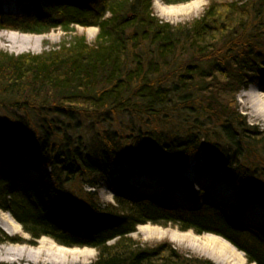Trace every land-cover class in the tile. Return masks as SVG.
Here are the masks:
<instances>
[{"label": "trees", "instance_id": "16d2710c", "mask_svg": "<svg viewBox=\"0 0 264 264\" xmlns=\"http://www.w3.org/2000/svg\"><path fill=\"white\" fill-rule=\"evenodd\" d=\"M17 1L31 10L19 17L0 7V31L98 32L93 43L73 34L35 55L0 50V157L10 165L0 170V211L32 240L95 249L89 264H212L167 244L137 247L128 235L147 223L219 236L247 263L264 264V229L241 220L246 198L238 206L184 208L116 194L114 205L100 209L84 191L98 188L111 164H134V149H141L168 187L185 185L181 173L202 153L199 171L217 180L224 171L245 195L264 199V129L236 100L264 83V0H210L199 18L177 25L154 15L153 0ZM22 155L38 179L18 188L14 168Z\"/></svg>", "mask_w": 264, "mask_h": 264}, {"label": "rangeland", "instance_id": "374dc122", "mask_svg": "<svg viewBox=\"0 0 264 264\" xmlns=\"http://www.w3.org/2000/svg\"><path fill=\"white\" fill-rule=\"evenodd\" d=\"M222 2H229L235 0H215ZM210 0H191L187 3L167 5L162 0H153L152 8L153 13L160 20L168 22L173 25L185 24L199 18ZM0 7L3 12L15 14L19 17H23L28 10H31V4L29 2L20 3L17 0H0ZM74 33L66 34L61 29H52L45 34H41V41L35 42L34 39H30L27 43V51L10 52V44L5 40L9 33L17 35L38 36L34 34H22L18 32L3 30L4 37H0V50L9 54H40L43 51H48L56 48L62 41H69L71 35L79 34L84 35L88 43H93L95 36L98 32L96 27L83 28L81 26H75ZM20 43H26L19 38ZM22 46L19 44H15ZM14 46V47H16ZM15 48V49H17ZM264 87L263 82H256L250 85L247 89L242 90L236 97L239 105V110L242 114L246 115L249 122L257 124L260 129H264V115L259 110L254 96L259 93L264 95L262 89ZM0 118L5 119V115L0 110ZM204 156L202 153H198L192 156L188 162L184 172L180 175L181 180L185 185L183 186H167L162 177L152 169V154L145 150L134 149L135 163L129 164L126 162L113 163L110 165L109 172L104 176L98 185V188L94 189L90 186H84L85 192H91L95 194V198L98 200L99 208H105L108 205H114V196L122 194L123 197L135 200L139 196L145 198L155 197L163 200L170 206H182L185 208H197L204 203L219 204L225 203L228 205L238 206L243 200L244 193L240 188L238 182H229L224 180L226 173L224 171L219 172V178L221 181H217L210 173L204 170H198L197 168L203 167ZM28 156L22 155L18 165L14 168L16 175V184L18 188H22L24 181H35L38 179V170L34 167H23V162L27 161ZM10 165L7 161L0 157V170L9 171ZM176 173V171L174 172ZM189 176V177H187ZM146 177L147 184L143 182ZM66 188V187H65ZM225 196L229 197L226 198ZM250 204L247 211L244 214L243 223L247 227L264 229V199H259L257 193H253L247 197ZM77 215L79 211L76 208L72 209ZM248 213H261L262 218L259 220L248 221ZM10 217L16 224L17 229L7 234L2 229V218ZM212 237H216L213 234H201L197 235L192 231H180L172 226H158L153 224H143L135 227L134 232L128 235V238L136 244L139 248H154L162 244L169 245L171 250L178 252L185 258L192 260H208L212 264H218L214 262L210 256L203 253L198 247L199 242L208 240ZM219 239L225 241L218 236ZM10 239H18L23 243H11ZM42 241V242H41ZM113 241H110L112 243ZM229 246L227 241H225ZM48 244L54 245L61 249H68L76 252L74 256L68 254L62 263H49L47 258H52L51 253L44 252L41 257H14L12 253L6 254L4 250L8 249L13 253L18 250H35L38 247L46 248ZM194 245V246H193ZM243 260L244 264H248L244 255L236 248H233ZM96 250L89 247H64L56 244L48 237H41L37 240H32L21 228L10 214L0 211V262L4 264H89L96 259ZM2 258H8L6 261Z\"/></svg>", "mask_w": 264, "mask_h": 264}, {"label": "bare ground", "instance_id": "6f19581e", "mask_svg": "<svg viewBox=\"0 0 264 264\" xmlns=\"http://www.w3.org/2000/svg\"><path fill=\"white\" fill-rule=\"evenodd\" d=\"M0 37L1 38L4 37V33H1ZM19 38L25 41L26 43H23V42L20 43ZM30 39H34L35 42H39L41 41L42 36L40 35L27 36V35H17V34L9 33L8 36L5 38V40L9 43V45H7L8 47L10 46V44H13L12 47L8 48L10 52L27 51L28 50L27 43ZM15 44H19L22 46H18L19 48H17ZM254 100L259 110L264 115V95H260L258 93L256 97L254 96ZM144 179L145 180L143 182L151 185V182L146 181L147 180L146 177H144ZM225 197L229 198L227 196ZM247 217H248L247 218L248 221L249 220L250 221L259 220L262 218L261 213H248ZM1 221H2L1 227L7 234H11L17 229L15 222L10 217L2 218ZM198 247L201 249L203 253H206L208 256H210V258L214 262L218 264H244L242 257L237 252H235L236 250L233 249L234 247L229 246L225 241L219 239L218 236L212 237L208 240H204L203 242H199ZM27 251L28 252H24L23 250H18L13 253L12 251H9L8 249L4 250L6 254L12 253L14 257H17V258H22V257L28 258L31 256L35 258L37 257L39 258L44 254V252H48V253H51V257H52V258H49V257L47 258L49 263H62L68 254H71L72 256L77 254L76 252L72 250L61 249L51 244H48L46 248L38 247L35 250H27ZM2 259L3 261L4 260L9 261L8 258L6 259L2 258Z\"/></svg>", "mask_w": 264, "mask_h": 264}]
</instances>
